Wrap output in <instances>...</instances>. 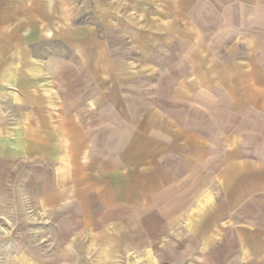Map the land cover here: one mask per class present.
<instances>
[{
  "label": "crops",
  "instance_id": "crops-1",
  "mask_svg": "<svg viewBox=\"0 0 264 264\" xmlns=\"http://www.w3.org/2000/svg\"><path fill=\"white\" fill-rule=\"evenodd\" d=\"M81 2L88 4L92 25L103 29L104 48L116 40L126 44L102 55L119 62L89 73L139 76L134 81L137 93L129 92L127 100L111 93L109 99L105 95L78 105L83 109H72L71 116L63 105L57 113L51 135L57 154L70 156L73 169L79 155L96 156L89 162L91 169L99 168L92 169L95 188L92 184L75 191L80 198L95 195V212L86 217L92 232L111 220L118 222L113 232L127 236L132 234L130 220L150 211L175 219L194 192L211 184L221 197L214 200L205 190L198 204L204 208L215 201L216 209L205 214L200 210L196 217L190 210L184 217L185 222L199 215L207 220L185 232L190 243L199 244L198 261L186 264H264V133L255 129V123L264 122V0ZM42 9L40 0L25 5L19 23L10 21L13 9H4L2 47L9 49L34 34L41 37L37 18L42 21ZM29 24L35 27L32 35L25 27ZM40 70L35 64L17 78L24 97L14 96L15 102L29 100L27 79ZM6 74L10 82L11 67ZM145 75L159 76L152 79V95L146 98ZM163 75L168 76L166 86ZM113 105H121L118 115ZM86 121L100 127L91 135ZM257 138L263 140L258 147ZM89 177L83 171L80 178ZM57 196H62L60 191ZM81 201L86 214L91 206L88 199Z\"/></svg>",
  "mask_w": 264,
  "mask_h": 264
},
{
  "label": "rangeland",
  "instance_id": "rangeland-1",
  "mask_svg": "<svg viewBox=\"0 0 264 264\" xmlns=\"http://www.w3.org/2000/svg\"><path fill=\"white\" fill-rule=\"evenodd\" d=\"M14 1L6 4L0 0V17L9 7L13 10L6 15L10 21L19 23L24 19L23 7H30L34 0ZM40 4L44 12L42 21L37 18L42 23L38 25L41 37L34 34L27 41L14 42L9 49L3 48L0 40V264H186L192 259L198 261L199 244L190 243L191 235L185 232L207 221L200 215L194 218L198 211L204 210L205 214L216 209L213 200L204 208L198 204L205 190L212 192L214 200L221 197V191L216 196L218 188L211 184L194 192L186 208L181 207L174 214L175 219L150 211L142 218L130 220L132 234L127 236L114 233V224L118 222L111 220L104 222L96 234L92 232L94 228L88 225L86 217L95 212L96 204L91 201L95 195L90 193L80 198L75 191L94 184L96 173L92 169L95 168L91 169L89 164L96 156L79 155V159L76 157L78 166L73 169L70 156L57 154L56 139L51 137L57 113L62 112L63 105L65 111L70 109L71 116L72 109L76 113L83 109L78 105L101 100L105 95L109 99L111 93L127 100L131 96L129 92L136 95L134 81L139 76L89 73L93 68L119 62V59L105 60L102 55L105 50L125 49L126 44L116 40L104 48L103 29L92 25L88 4L81 0H40ZM35 17L32 13L31 18ZM25 27L30 35L35 32L33 25ZM35 64L42 70L27 79L25 91L29 100L15 102L14 96L21 100L24 97L17 78ZM10 67L8 82L6 70ZM158 77L144 76V98L152 95L149 87L155 81L152 79ZM160 78L166 86L168 76ZM130 84H134L131 91ZM112 107L118 115L121 105ZM93 124L89 125V121L85 124L90 126V134L100 127ZM255 129L263 134L264 122L255 123ZM255 141L258 147V142L263 140ZM14 146L15 149H10ZM83 171L90 177L80 178ZM58 191L62 196H57ZM83 198L88 199L87 204L92 208L89 207L86 214L81 208ZM190 210L194 217L185 222L184 217ZM211 253L214 257L215 252Z\"/></svg>",
  "mask_w": 264,
  "mask_h": 264
}]
</instances>
